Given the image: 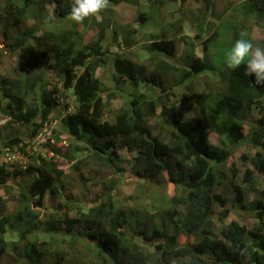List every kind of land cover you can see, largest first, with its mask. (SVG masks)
<instances>
[{"label":"trees","instance_id":"trees-1","mask_svg":"<svg viewBox=\"0 0 264 264\" xmlns=\"http://www.w3.org/2000/svg\"><path fill=\"white\" fill-rule=\"evenodd\" d=\"M67 1L0 0V22L13 31L9 35L0 30V38L12 41V47L20 51L19 61L25 71L21 95L10 92L8 80L0 82V114L31 131L24 139L20 130L9 137H2L0 132V143L13 148L22 140L35 142L40 125L49 121L61 105L64 134L54 133L55 142L66 134L76 144L88 138L96 160L116 176L128 167L124 166V158L118 151L126 146L123 149L138 152L134 162L130 161L133 175L156 181L165 191L168 186H174L178 193L169 196V204L156 216L160 222L153 228L141 223L138 217L132 219L135 236L131 238L124 229L128 213L115 206L114 197L108 191V187L113 189L117 185L113 180L102 179L94 184L99 201L96 206L60 204L58 212L46 215L41 212L46 196L56 198L65 190L66 172L59 157L39 154L33 158L36 166L30 164L26 170L16 165L10 170L0 167V189L6 195H11L13 189L10 179L22 175L31 178L28 189L19 188L15 193L20 204L17 202L14 215L0 209V264H88L91 253L92 264H264V202L246 203L247 193L257 183L253 171L264 176V86L256 85L254 76L245 75L244 65L228 69L224 64L225 53L218 54L217 66L211 69L205 57H195L191 44L186 43L189 50L186 65L168 61L177 58L176 36L181 26L176 27L178 23L163 16L165 6L179 4L182 8L192 1L203 4L197 11L200 16L196 27L200 35L210 28L207 13L212 7L211 0H110L108 8L99 16L90 17L82 24L70 20V26L60 31L40 34L38 26H24L27 11L37 2L54 4L58 15L67 16L68 21L71 0ZM126 5L137 8L134 25L136 22L141 30L119 19L117 11ZM249 7L264 22V0ZM153 28L159 30L151 31ZM87 31L94 35L84 43ZM219 35L220 29L216 26L203 43L204 55ZM140 38L150 40L143 48L150 53L147 66L139 65L123 52L112 54L113 49L131 52ZM2 50L0 47V60L4 57ZM111 56L113 81L123 85L126 83L123 77L132 83L129 106L111 114L115 115L114 122L107 119L108 105L101 97L109 89L96 75L111 62ZM151 67L154 73L146 80L144 75ZM49 73L59 78L63 88L50 89ZM205 74L213 75L216 80L213 89L197 86L198 78ZM164 76L177 78V84L185 87L187 93L175 95L172 88L158 80ZM151 84L160 93L156 94ZM214 92L216 98L212 99ZM59 93L66 98L74 97L75 110L69 111V103L59 105ZM30 94L34 96L28 98ZM177 96H181L185 105L209 108L207 117L203 121L182 120L171 105ZM251 110H256L259 117L245 138L242 114ZM208 127L220 136L233 134V148L212 145ZM245 142L251 144L255 153L251 158L243 157L249 167L242 180L236 178L238 182L231 184L234 203L256 221L252 228L240 213L239 218L225 223L228 199L218 192L233 179L228 175V161ZM42 145L54 149L56 144L44 141ZM75 148L80 153L85 147ZM69 164L79 170L82 161L72 155ZM0 202L1 208L3 199ZM72 212L75 214L71 215ZM11 232L16 236L11 238ZM41 235L46 238L42 240ZM18 251L20 257L16 254ZM80 255L84 257L79 258Z\"/></svg>","mask_w":264,"mask_h":264},{"label":"rangeland","instance_id":"rangeland-1","mask_svg":"<svg viewBox=\"0 0 264 264\" xmlns=\"http://www.w3.org/2000/svg\"><path fill=\"white\" fill-rule=\"evenodd\" d=\"M261 0H211L212 7L210 6V12L207 13L208 17V25L209 29H206V33L198 34L197 29V19L199 16L197 11L199 8L203 6V4H198L196 2H190L184 7H180L177 5H166L163 9V16L166 17L167 20H172L173 23L176 24V27L181 26V29L177 33L176 36V44L178 48L177 58H173L170 61H174L177 64L186 65L189 59V50L188 45H194L195 49V57H205L207 64L211 69L217 66L218 54H224L226 50H228L236 39L240 38V34L242 32H247L249 34V38L252 39L254 44H258L260 47H264V22L259 20L255 15L254 11H249V5L252 3H256ZM263 1V0H262ZM68 1L66 0V3ZM55 5L44 3L40 5L38 2L35 6L27 11V21L24 25L25 27L38 26L39 33H43L44 31H60L66 26H70V20L67 21V16H59L58 13L54 10ZM212 8V10H211ZM137 13V8L134 6H125L120 8L117 11L118 17L124 24H132L134 25L135 16ZM46 16H52L53 21L51 23H43V19ZM65 21V22H62ZM67 21V22H66ZM203 25L204 27H206ZM211 25L213 29L211 30ZM218 26L220 29L219 37L208 45L209 49L206 51V55H204L203 51V43L206 42L210 36L213 34L215 27ZM135 28H140L141 26L135 22ZM0 30H4V32H8L9 35H13V31L10 27H7L4 22H0ZM88 30V28H87ZM159 30L157 28L151 29V31ZM149 30H145L146 33H149ZM1 32V31H0ZM91 32H86V38L84 39V43H88L93 38ZM110 38V36H109ZM150 40L141 39L139 43L131 49V52L123 51L121 52L117 49L112 50V54L118 52V54H126L129 58L137 61L141 66H147L150 53H146L143 49L145 46L149 44ZM187 43V44H186ZM13 42L8 40H3L0 38V47L3 49L4 57L0 60V82L4 80H8L11 85L10 92L22 94L24 89V80H25V71L20 65L19 61V50H15L12 47ZM111 62L107 64L105 68H100L96 75L100 78L105 85L108 87L109 91L105 93H101V97L107 103L106 112L109 111V115H107V119L114 122L115 115L113 112L116 110H121L122 108H127L129 106V98L128 94L131 92L132 83L129 82L126 78L121 77L126 81L125 84L120 85L114 84L113 81V67L112 61L113 56L110 58ZM109 60V61H110ZM154 73L153 68H149L147 73L144 75V78L147 80ZM157 77H161L158 75ZM47 82L50 86V89L60 88V81L53 73H49L47 75ZM161 83L169 88H172L175 95L186 94L187 90L183 86H179L177 84V78L164 76L159 78ZM146 83V82H145ZM217 82L214 79L213 75L205 74L198 78L197 86L200 89H213L216 86ZM154 89L156 94L160 93L157 86L150 85ZM152 91V90H149ZM24 92V91H23ZM110 94H113L109 97ZM34 94H30L28 98H32ZM60 96V104L69 103L71 107L75 106V100L72 97L73 101H70V98H66L65 96ZM148 96H151L149 94ZM109 97V98H108ZM181 96H177L173 99V103H171L172 107L177 112L178 116L182 120L196 119L203 121L204 116L207 117L209 108L197 109L193 105H185L181 102ZM216 98L215 92L213 93L212 99ZM6 102V101H5ZM70 107V108H71ZM118 112V111H117ZM63 113L62 106L60 105L57 110H55L51 115L52 122L56 119L60 120V116ZM243 120L245 121L243 134L245 138L249 135L250 128L253 125H256V121L259 117L256 110L245 111L242 114ZM158 119L154 120L156 122ZM41 126V125H40ZM55 128L57 132L64 134V128L62 123L59 121H55ZM29 129V128H28ZM41 128L39 127L38 130ZM20 130L24 136L22 139L26 138L28 132L31 133L30 129L27 130L26 127H23L20 123L8 118L3 113L0 114V132L1 136H11L16 131ZM207 135L209 137V141L214 146H222L228 149H232L235 143V136L230 134L228 136H220L217 133L213 132L212 129H209ZM61 141L55 142L54 149L49 148L47 146L44 147L42 143L34 142V140L29 139L27 142L22 140L19 146H15L12 148V152L17 157L16 161L11 162L5 167L7 170H10L12 165H16V167H21L23 170H26L30 164H35L34 156L37 155H45V156H53L56 158L59 157L60 164L63 165L65 169L66 175L64 177V186L65 190L62 194H59L56 198H52L49 194L46 196L44 200V205L42 209L43 214L56 213L58 212V206L60 204L70 205V204H79L82 208H92L99 204L98 199L96 198V188L94 184L96 181H100L102 179L110 181L113 180L116 182L115 187L112 189L108 187V191L112 193V196L115 197V206L117 208H122L128 213V222L124 225V229L127 232L129 237L135 236V228L132 222V219L138 217L141 223H146V225L150 227H154L158 221L156 217L160 211H163L169 204V196H174L175 193H178V190L174 186H168L167 191H165L162 185L157 186L156 181L151 182L150 179L146 177H136L132 173V167L130 166V161L134 162L136 156L138 155L137 151L123 149L122 147L119 149V154L124 158V166H128L126 171H124L120 176H116L113 174V171L103 168L100 165V162L96 160V157L90 151V145L88 141H84L83 146L85 149H82L80 153L75 151L76 144L73 139L69 135H62ZM27 140V139H26ZM128 146V145H127ZM4 144L0 143V151L4 149ZM255 149L251 146L250 143L245 142L237 149L230 157L227 165V171L229 178H233L228 180V184L225 187H221L218 189V192L223 194L225 198L228 199V203L226 205V209L228 210V218L226 219V224H229L232 220L239 218V213L241 217L245 220V223L248 224L250 228H252L256 221L254 219H250L248 217L245 210H243L239 205L234 203V191L232 190V182H238L236 178L242 180L246 168L249 167V163H245L243 157L251 158L254 156ZM74 155L78 159L82 160V164L80 165L79 170H75L69 164L70 157ZM94 156V157H93ZM3 161V157H0V162ZM36 166V164H35ZM141 167V165H140ZM236 173V177H234L233 173ZM254 177L256 178V187L255 189H251L246 195V203H251L256 200H260L264 202V176L261 175L256 170L253 171ZM118 182V183H117ZM31 183V178L28 176L14 177L10 179L9 184L13 186L11 190V195H6L4 190L0 189V198L3 199L2 207L3 213L6 212L8 214L14 215L17 210V202L20 204V198L15 193H17V189L23 188L28 189ZM112 184V183H111ZM108 184V186H111ZM240 188H245L243 185H238ZM1 203V202H0ZM238 206V207H236ZM223 210V209H222ZM220 209L218 208V212ZM1 214V213H0ZM75 212H72L71 215H74ZM2 216V214L0 215ZM218 222V221H217ZM219 224L217 223V226ZM139 230V229H137ZM181 230V229H180ZM174 233V231H171ZM177 234V230H175ZM15 233H10V237H15ZM42 240L46 237L43 235L40 236ZM51 237V235H50ZM180 241H184L182 236L180 237ZM147 248V245H144ZM149 251L153 252L152 248H148ZM19 257L21 253L16 252ZM83 255H80L79 258H83ZM93 254H88V264H92L91 258ZM6 264V263H4Z\"/></svg>","mask_w":264,"mask_h":264},{"label":"clouds","instance_id":"clouds-1","mask_svg":"<svg viewBox=\"0 0 264 264\" xmlns=\"http://www.w3.org/2000/svg\"><path fill=\"white\" fill-rule=\"evenodd\" d=\"M109 3L110 0H71L68 19L75 22L76 24H82L86 19L90 17L99 16L108 8ZM52 21V16H46L43 19V23L45 24L51 23ZM224 64L228 69L233 70L240 68L242 65L246 66L245 75L254 76V83L256 85L264 86V47H260L258 44H254L252 39L249 38V34L247 32H242L240 34V38L236 39L232 46L228 50H226L224 54ZM114 84L117 85L115 82ZM60 88H63L61 84ZM70 101H73L72 97H70ZM71 110H75V106L69 108V111ZM50 118L49 121H45L43 125L40 126L41 129L37 131L38 133L36 134V143L37 141L42 144L44 141H52L53 143H55V141L52 139V135L54 133H59L55 128V121L61 122V120L56 119L52 122ZM84 141H88V138L83 139L79 144H76L75 142L74 143L76 144V146H81L82 148H84L83 144H81ZM8 151L12 152V147H5L0 151V157H3V161L0 162V167H7L8 164L17 160L16 157V159L13 161L7 163L4 162V156Z\"/></svg>","mask_w":264,"mask_h":264},{"label":"built area","instance_id":"built-area-1","mask_svg":"<svg viewBox=\"0 0 264 264\" xmlns=\"http://www.w3.org/2000/svg\"><path fill=\"white\" fill-rule=\"evenodd\" d=\"M4 157H5L4 162L6 163L16 159V156L10 151H8Z\"/></svg>","mask_w":264,"mask_h":264}]
</instances>
